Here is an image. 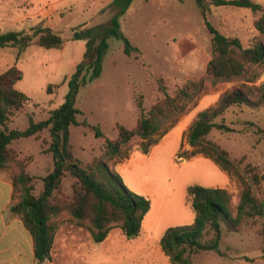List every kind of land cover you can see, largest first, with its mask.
<instances>
[{
	"label": "rangeland",
	"instance_id": "374dc122",
	"mask_svg": "<svg viewBox=\"0 0 264 264\" xmlns=\"http://www.w3.org/2000/svg\"><path fill=\"white\" fill-rule=\"evenodd\" d=\"M62 1L0 0V33L31 35L34 27L46 22L37 15L51 6L56 9L51 14L54 29L63 39L60 49L31 45L19 52L13 47L0 48V74L13 65L22 72V79L14 86L28 97L18 115L21 122L18 120L17 124L21 129L27 126L29 116L35 122L46 120L50 112L63 103L68 92L67 82L85 52V42L73 40V32L106 24L108 21L101 23L100 19L106 15L111 17L113 13L109 9L112 2L108 4V0ZM222 8L227 10L209 7V0H132L119 19L120 31L139 53L127 56L121 40L108 38L100 76L79 87L74 105L81 114L77 116L79 125L70 127V143L73 156L84 163L103 157L104 142L116 138L117 124L129 130L135 127L138 118L135 101L139 95H142L147 111L163 97L160 85L170 96L188 80L203 81L208 91L198 97L195 108L179 118L173 126L175 129L169 130L150 148L151 156L141 158L138 152L141 141L134 136L129 148L122 149L120 155L109 162L111 171L119 174L131 191L150 186L157 192L160 190L159 193L166 192L159 209L155 197L152 199V221L156 218L153 227L145 224L139 235L131 240L113 227L103 242L96 243L90 239L87 228L79 226L66 213L52 220L56 226L54 235L58 224L66 225L62 227L63 232L73 227L86 235L84 256L76 263L171 264L162 253L159 240L167 228L193 223L194 212L186 199L189 184L225 189L230 195V209L234 215L243 190L240 181L208 157L184 158L183 155V151L185 155L191 152L185 138L195 114L213 106L223 91L242 81L210 86L205 77L206 65L211 58V34L205 21L217 27L216 20H221L223 15L229 16V11H244L237 7ZM245 14L246 22L252 16H259V13ZM255 38L247 45L254 40L264 41L262 36ZM262 74L264 72L254 85L264 84ZM84 121L88 126L83 124ZM224 121L233 132L212 130L207 138L225 149L231 159L241 162L245 179L249 180L252 174L258 177L259 181L252 184L253 195L264 201V106L230 108ZM93 126L100 129L102 137L95 136ZM48 142L47 131L20 142L24 161L28 156L32 157L28 171L36 178L35 194L42 190L41 180L53 166L51 155L45 152ZM9 167L15 169L13 165ZM72 181L69 177L64 179L65 192H69ZM219 249L224 256L206 253L196 255L194 259L198 264H264V220L245 219L237 232L223 234ZM61 254L60 246L56 244L54 264H63Z\"/></svg>",
	"mask_w": 264,
	"mask_h": 264
},
{
	"label": "trees",
	"instance_id": "16d2710c",
	"mask_svg": "<svg viewBox=\"0 0 264 264\" xmlns=\"http://www.w3.org/2000/svg\"><path fill=\"white\" fill-rule=\"evenodd\" d=\"M131 2L113 0L109 7L113 13L106 24L73 32V40L85 42L83 60L75 66L67 82L68 92L63 103L52 110L46 120L35 122L29 116L25 128L12 125L14 115L23 109L28 97L14 87L22 79V72L15 65L0 74V169L10 165L16 167L11 179L20 191V198L11 210L22 215L24 226L33 238L37 262L50 258L56 229L52 220L61 213L69 215L79 226H85L96 243L103 242L113 227L118 228L127 240L137 237L142 220L150 210V200L130 191L121 177L111 171L109 162L116 159L122 149L129 148L134 136L141 141V153L147 154L182 115L195 108L198 97L208 91L203 81L188 80L170 96L160 85L163 97L147 111L143 107V97L139 95L135 101L138 110L135 127L129 130L117 124V136L105 140L102 158L84 163L73 156L70 127L79 125L77 116L81 114L74 105L75 97L80 86L100 76L108 38L121 40L127 56L139 53L120 31L119 19ZM209 5L247 8L254 14L259 13L253 20V27L257 37H264V5L252 0H209ZM205 25L211 34V58L205 70L210 86L242 81L223 91L213 106L195 114L185 138L191 152L185 155L183 151V155L184 158L196 155L210 158L220 169L235 176L243 190L232 215L230 195L225 189L196 183L187 185L186 199L194 212L193 223L169 227L159 240L160 249L171 264H198L194 256L206 253L222 257L219 245L225 232H237L248 218L264 220V201L255 198L252 189V184L259 181L258 177L252 174L249 180L245 179L240 169L241 162L231 159L225 149L207 138L212 130L233 132L224 121V115L230 108L246 106L257 109L264 106V84L254 85L264 72V41L254 40L244 46L237 37H227L207 21ZM31 45L60 49L63 39L42 25L34 27L31 35L0 33V48L13 47L20 52ZM47 90L50 91V86ZM83 124L88 126L86 121ZM91 128L96 137H102L97 126ZM43 131L49 134L45 152L51 155L53 166L41 180L42 190L35 194L36 178L27 170L32 157L28 156L25 161L23 157L20 159L13 144L20 139L37 137ZM66 177L73 180L69 192L63 189Z\"/></svg>",
	"mask_w": 264,
	"mask_h": 264
},
{
	"label": "crops",
	"instance_id": "0c3cea01",
	"mask_svg": "<svg viewBox=\"0 0 264 264\" xmlns=\"http://www.w3.org/2000/svg\"><path fill=\"white\" fill-rule=\"evenodd\" d=\"M252 1L264 5V0ZM111 2L112 0H108L107 3L110 4ZM210 6L212 5H209V7ZM48 7L44 11H42L40 15H37L42 17L43 21H46L44 22V24L38 25L48 27L53 32L57 33V31L54 29L55 24L53 18H51L52 12H56V9H52L51 6ZM214 8H218L220 10L225 11L227 10L226 8L222 7ZM242 9L244 11H240L237 13L229 11L230 15L227 17L223 15V18L221 20H216L217 27H213H216L215 29H217L219 32L226 35L227 37H237L243 45H247L251 42V39H256L255 37H257V32L253 27V16L251 18H248L249 22H246L247 17L245 13L251 11L247 8ZM251 14L254 13L251 12ZM109 18L110 16L106 15L102 19H100V22H106ZM261 82H264V74H262ZM19 114L20 113H16L14 115L12 125L17 126L18 120L21 122L20 117L18 118ZM178 135L180 137L179 133ZM21 140L22 139L14 142L13 144L14 148L19 152L20 159L22 158L23 154V149L20 146ZM138 152L142 156L141 158H147L151 156L150 152L148 154H143L140 151ZM15 169L13 170L10 167L0 169V264H54L52 262V259L53 251L55 249L56 244L60 246L62 260H64L63 264H79L76 262L79 261V259L81 260V258L84 256L83 252L86 245V235H84V233H80V231L72 229L73 227H71L68 232H63L62 227L66 226L63 224H58L59 228L54 235L55 239L52 243V247L50 250V258L43 262H37L35 260L33 238L28 229L24 226L22 215L20 213H15L11 210V208L17 204L20 198V192L16 189L11 179V174L15 171ZM28 169L29 166L27 167V170ZM140 174L141 173L139 172V175ZM132 192L142 195L150 200V210L142 220L141 229L144 228L145 224L149 225L150 227H153L154 223L156 222V218L152 221V218L154 217L152 213V199H154L153 197H155V204L157 205V209H159L161 207L162 202L165 200L166 192L159 193L160 190L157 192L155 189L153 190L150 186L138 187ZM88 234L90 236V239L92 240L89 231Z\"/></svg>",
	"mask_w": 264,
	"mask_h": 264
}]
</instances>
